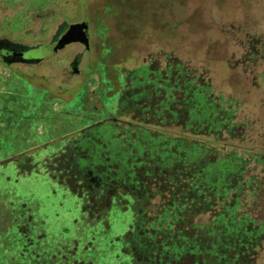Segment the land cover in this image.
Returning a JSON list of instances; mask_svg holds the SVG:
<instances>
[{"label":"rangeland","instance_id":"374dc122","mask_svg":"<svg viewBox=\"0 0 264 264\" xmlns=\"http://www.w3.org/2000/svg\"><path fill=\"white\" fill-rule=\"evenodd\" d=\"M84 17L93 43L78 78L69 68L75 47L38 65L8 67L0 61V89L18 77L17 91L24 90L0 115V264L117 263V238L132 224L129 197L116 198L107 215L89 217L82 201L55 178L61 175L69 140L90 126L123 117L121 112L124 120L135 118L137 105L149 124H160L152 114L167 105L165 97L145 88L147 97L139 98L135 107L120 102L136 72L148 68L160 73L168 56L190 69L208 71L216 91L238 97L257 121L252 136H264V88L231 71L230 62L241 51L229 34L255 23L264 29V1L0 0V38L43 44L59 24ZM5 50L13 55L18 51ZM41 95L45 100L38 108ZM23 104L30 112L38 109L40 119L21 125L15 114ZM23 109L22 115H28V108ZM172 109L180 112L179 105ZM52 111L57 115L44 122Z\"/></svg>","mask_w":264,"mask_h":264},{"label":"trees","instance_id":"16d2710c","mask_svg":"<svg viewBox=\"0 0 264 264\" xmlns=\"http://www.w3.org/2000/svg\"><path fill=\"white\" fill-rule=\"evenodd\" d=\"M229 34L241 51L231 71L264 88L263 27ZM166 62L160 73L136 72L120 102L134 106L147 97L145 88L165 97L167 105L152 114L160 124H149L137 105L135 118L121 112L88 128L73 141L75 152L66 147L65 171L55 181L89 217H103L116 198L129 197L132 224L117 238L116 264H264V136H252L257 121L238 97L216 91L208 71L170 56ZM8 103L0 99V115Z\"/></svg>","mask_w":264,"mask_h":264},{"label":"flooded vegetation","instance_id":"af4514ba","mask_svg":"<svg viewBox=\"0 0 264 264\" xmlns=\"http://www.w3.org/2000/svg\"><path fill=\"white\" fill-rule=\"evenodd\" d=\"M0 41H6V42L13 43L15 45H21V46L23 45V46H30V47L50 46V55L47 58L52 57V60H56L57 58H59L60 55L64 54L67 51V49H69L71 47H75L70 53L73 57V60L70 64L69 68H70L71 75H73V78H78L80 75L81 66L84 62V57H85V55L89 54V52L92 49L93 30H92V27L90 26V23L88 22L87 18L84 17L79 22H74V23L63 22V23L59 24L57 29L55 30V32L49 38V40L43 44L27 45V44H23L20 42L11 41L7 38H0ZM15 45H13V46L6 45L5 46L3 44H0V61L3 64L7 65L8 67L14 66L15 64L38 65V64H41L42 61L47 59L46 58V59L41 60L40 62H37V63H24L23 59H25V58L22 57V55H20V53H22V48L17 46L18 51L14 55L11 53V51L7 52L5 50L7 47L15 48L16 47ZM8 62L10 63V65ZM31 86L34 87L33 85H31ZM44 89H48V90H44ZM44 89H42V90L45 93L51 94V91L49 88H44ZM42 90H36V92L41 93ZM96 93H97V91H95L93 94H96ZM43 97H44L43 98V101H44L45 96H43ZM41 99H42V95H41ZM94 125H96V124H94ZM81 134H83V133L81 132L78 136H80ZM73 141H75V138L73 140H71V139L69 140L70 146H72ZM70 148L68 150H70ZM75 151H76V149L74 150V148H71V152H75ZM65 157H67V155H65ZM64 166H61L60 168L65 171ZM62 170H60V171L62 172Z\"/></svg>","mask_w":264,"mask_h":264},{"label":"crops","instance_id":"0c3cea01","mask_svg":"<svg viewBox=\"0 0 264 264\" xmlns=\"http://www.w3.org/2000/svg\"><path fill=\"white\" fill-rule=\"evenodd\" d=\"M17 78L18 77H15V79L11 81V85L5 84L4 86H2V88H1L2 90L0 89V99L2 101H4V102L7 101V102H10L11 103L13 100H15V101L18 100L19 101L21 99V96H22L21 93L23 94V91L24 90H22L20 93H18L17 88L20 87L21 85L17 84L18 83ZM42 101H43V99H41L40 102L37 103L38 108L41 107ZM81 101H84V98L83 97H82ZM21 106L22 107L19 108V110H20L19 114H17V115L15 114V118L21 122V125H23V124L29 125V124L35 122L36 120H39L40 119L39 116H41V115H38L39 114L38 113V109L30 112L29 105L27 107L24 104L21 105ZM23 108H28V110L25 109V113H26V111H28V113H29L28 115H26V114L25 115H22L21 111L24 110ZM60 109L63 110L65 108L62 107ZM65 113H68L67 110H66ZM45 115H46V117H44V122H46L47 120H49L48 119V116L57 115V112L52 111V112L47 113ZM89 125H90V123H89Z\"/></svg>","mask_w":264,"mask_h":264},{"label":"water","instance_id":"95a60500","mask_svg":"<svg viewBox=\"0 0 264 264\" xmlns=\"http://www.w3.org/2000/svg\"><path fill=\"white\" fill-rule=\"evenodd\" d=\"M0 44H3L5 46L15 45L13 43L6 42V41H0ZM15 46H16L15 48H17V46L22 48V53H20V55H22V57L25 58L23 59L24 63H37V62H40L41 60L46 59L50 55V46H36V47L23 46V45L22 46L15 45ZM8 161H11V160H7L5 162H8Z\"/></svg>","mask_w":264,"mask_h":264}]
</instances>
